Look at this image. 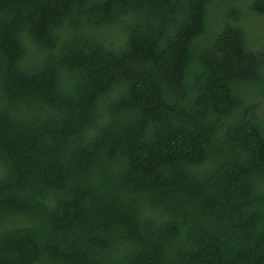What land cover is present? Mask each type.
Segmentation results:
<instances>
[{
  "label": "trees",
  "instance_id": "16d2710c",
  "mask_svg": "<svg viewBox=\"0 0 264 264\" xmlns=\"http://www.w3.org/2000/svg\"><path fill=\"white\" fill-rule=\"evenodd\" d=\"M0 264H264V0H0Z\"/></svg>",
  "mask_w": 264,
  "mask_h": 264
}]
</instances>
